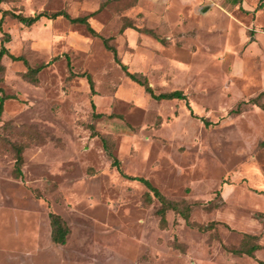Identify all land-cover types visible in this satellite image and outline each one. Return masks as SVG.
<instances>
[{
  "label": "rangeland",
  "instance_id": "obj_1",
  "mask_svg": "<svg viewBox=\"0 0 264 264\" xmlns=\"http://www.w3.org/2000/svg\"><path fill=\"white\" fill-rule=\"evenodd\" d=\"M0 9L11 53L31 66L57 56L34 78L1 58L0 264L264 262V0H1ZM60 9L88 15L154 93L186 99L151 96L81 23L25 25L11 14ZM123 173L148 179L164 213ZM51 211L68 227L63 243L51 238Z\"/></svg>",
  "mask_w": 264,
  "mask_h": 264
},
{
  "label": "trees",
  "instance_id": "obj_2",
  "mask_svg": "<svg viewBox=\"0 0 264 264\" xmlns=\"http://www.w3.org/2000/svg\"><path fill=\"white\" fill-rule=\"evenodd\" d=\"M0 11H1V15H0V30L2 31L1 23H2V20H3L4 14L7 11L6 10H1V9H0ZM11 14H12L13 17H16L21 23H23L25 25H31L32 23H34L35 21H37L41 17L54 18V17H57V16H64L70 22L81 23V24H83L85 26L86 30L89 33L101 37L104 46L108 50H110L112 52L114 60L120 65V67L126 72V74L132 80L136 81L140 85H143L144 89L147 92H149L151 96H153L156 99H161V98L186 99L185 94L180 89H174V90H170V91H167V92H160V93L156 94V93H154L152 91L151 87L147 84V79L145 77H140V76L137 75V73L128 71L126 64H124L120 60V58L118 57V54H117L115 46L108 42V38L101 36L98 33V31H96L94 29V27H92V25L88 21V15L71 16L67 11L62 10V9L57 10V11H53L51 13L46 12V11H39V12H35V13L31 14V15H24L22 13H15V12H12ZM2 35L3 36H2V38L0 40V71L3 69V65L1 63V58L3 57V55H8L13 60H21L25 64H27L26 74L30 75L31 78H34L35 74L38 71H40L45 65L50 63L51 60H53L54 58L57 57V56H54L52 59L48 60L47 62H41V63H39V64H37L35 66L28 65L26 58L22 54L15 55V54L11 53L8 50V47L5 45V42L9 40V33L6 32V31H3ZM66 57L68 58V55H66ZM84 75L87 77V79H88V81L90 83V86H92V79H91L90 74L84 73ZM7 97H9V95L5 94L3 92V90L0 88V114H1V112L3 110L4 100ZM186 104H187V107L190 109V112L192 113V109L190 108L188 102ZM92 106L94 107V103H92ZM94 114L98 115L100 113H96L95 112ZM205 123H208V121L205 120ZM21 160H22L21 149L18 148L17 157H16V163H17L16 170H17V172H21V169H20V166H19ZM112 163L119 169V161H118L117 158L113 157ZM123 175L126 176L127 178L138 179V180H141L142 182H144L148 186V188L153 191V193H154V195L156 197H158V198L163 200L161 213L162 214L164 213L163 211L165 209V204L168 203V201L165 200L164 196L160 193V191L156 187H154L150 183V181L148 179H146V178H144L142 176L129 175V174H126V173H123ZM49 218H50V223H51V238H52V240L54 242L63 243L65 241V236L68 233L67 225L65 224V222L61 218V216L58 215L55 212H52V211L49 212ZM261 264H264V262H261Z\"/></svg>",
  "mask_w": 264,
  "mask_h": 264
}]
</instances>
